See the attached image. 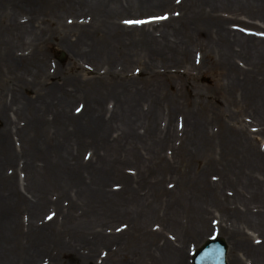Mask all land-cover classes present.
Here are the masks:
<instances>
[{
  "label": "rangeland",
  "instance_id": "rangeland-1",
  "mask_svg": "<svg viewBox=\"0 0 264 264\" xmlns=\"http://www.w3.org/2000/svg\"><path fill=\"white\" fill-rule=\"evenodd\" d=\"M21 1L15 0L17 3H21ZM15 2L13 0L4 2L8 13L6 14L8 18L4 19L6 24L10 25L11 19L12 22L16 20L14 17L18 14L16 11H21L17 10L19 8H14ZM79 7L81 6L75 5L68 9L60 8L59 12L51 16L48 15L42 4H40V12L35 11L33 6L30 8L31 11L23 9V12H29L28 17H30V12L36 15L35 21L39 19L36 24L40 25L37 35L42 32L44 36V41H42L38 49L46 55V71L39 78L40 83H47L48 79H52V75L57 73L59 68L58 75L60 74V78L67 75L66 73H72L70 76L74 79L82 80L85 86L83 91L72 95L75 93L76 88H70L67 84L72 87H75V85L73 83H64L62 80L58 81L60 83L59 88L64 83L67 86L64 91L71 95V99H63V104L67 101H72L71 106H68V112L71 114V111H75L74 116L79 120V122L77 121L78 126L82 128L77 135L73 136L71 133L74 129L73 126H76L75 121L70 120L68 123V118L59 116V119L62 118V125L68 129L67 141H64L61 134L56 135L53 127H50V123L54 122L55 113L48 111L41 118L36 115L38 113L37 110L28 111L25 110L27 107H24V110L20 111L21 113L18 115V112H15L17 106H15L11 98L4 95V99H0L1 103H5L2 107L7 105V108L10 109L9 115H4L0 112V200L4 202V204H0V228L2 229L6 223L12 222L10 231H7L6 234L9 240L7 248L13 249L17 245L18 236L14 233H19L22 230L25 238L27 234L32 238L29 244L33 248L30 249L31 251L26 250L28 253L26 257L29 259L31 257L29 264H85V260L90 255H94L95 259L92 264H127L131 260V258L126 257L121 252L118 253L119 255L113 254L114 250L109 252L112 248L109 249L106 246L97 248L95 237L92 233L86 232L82 237H76V240L79 238L81 241H83V237H86L87 240L84 243L87 247L82 245L83 250L82 247L73 243V241L75 242L74 237L72 239L73 231L67 232L65 230L69 226L75 230L80 227L88 228L85 226L84 214L86 210L90 211V207L94 206L95 202L98 201L96 195L72 192L71 196H66L64 189L62 191L58 186L55 187L53 185L55 188L51 186V184L57 185L54 182H60V180L62 182L72 180L78 172H82L85 179L91 176H104V192L107 196L116 195L122 190L124 185L126 186V182L132 184L133 181H140L142 183L141 189L144 190L141 191L142 194L147 193L151 201L157 198H160V201H164L167 199L163 197L161 187L157 188L156 186L160 184L161 174H164L162 173L163 169H167L170 175L165 189L177 190L176 196H178V199L181 196V201L185 200L183 203L186 206L199 204L203 195L204 197L208 195L210 189L218 191L219 194L223 195V198L228 199V208L230 210L239 207L236 199L239 193L240 196L242 195L248 200L252 198V192L262 191L264 193V116L237 111H221L210 115L198 109L200 101H202L201 104H206L208 102L206 97L217 92L215 88L221 71L224 74L222 69L220 70V68L214 66L212 61L215 58L209 56L207 49L203 47V40L199 39L198 36L194 38L190 34L193 39V47H190L192 57L187 62L184 61L182 54V49L184 50L185 48H159L162 45L159 40H156L158 39L157 35L153 36L152 44L155 53H149L151 44H149L150 41H143V37L140 35L141 28L150 25L154 21L168 20L171 17V10L169 9L151 12L147 11L144 6L136 9L134 13H132V10L127 9L126 14H123L122 17L119 13L113 14L114 19L117 20L116 22L118 24L121 23L120 26L122 27V23H126V21H144L141 24L127 23L126 25L128 28H133L135 32L137 31V33H130L127 39L139 37L140 43L129 47L126 45L125 37L118 38L120 42L119 48L128 47L136 54L134 63L133 61L123 63L124 61H130L127 55H124L123 61L120 59L121 57L119 59L116 57L113 59L114 62L111 63L114 67L118 65L119 68L127 69V72L121 75L122 79L117 81L120 86V94L123 95L122 92L127 94L124 107L127 108V104L132 102L134 97L142 99L145 96L148 97L146 98L147 101H143L142 105L136 108L137 113H139V111L142 112L141 107L143 106L144 112L141 121L144 122V113L152 110V108L156 110L159 105L164 104L163 98L165 96H167V100L169 98L171 100V97L182 94L179 97L180 101L176 100L177 104L175 106V108L181 109L173 111L174 103L172 105L169 102L170 108L173 109L171 111V113L173 112L172 119L168 109L164 110L163 114L160 109V116L156 124V127L159 128L161 126L166 129L173 122L172 125L176 134L172 142L167 143L168 145L165 144L167 146H164L161 142L154 145L153 154L143 151L142 157L135 163L136 160L132 158L133 156L125 151L128 142L125 139L126 137H123L124 133L117 130L114 126L112 130H109L110 128L107 126V123L111 126L110 122H108L109 116H105L108 99L104 100V112H102V115L107 120L104 125L99 113L95 112L96 109L89 103V97L98 96L97 83L100 76L94 73L96 65L92 61L94 60L92 48H100L101 44L99 42L102 41V38L101 35L97 38L89 37L92 32L84 29V27L90 28V25L85 22L89 23L88 19L91 21V17L94 15L83 12V10L78 9ZM93 7L91 5L88 8L92 9ZM12 11H14L13 15L9 16ZM177 15L175 13L174 18H177ZM125 18L129 19L125 20ZM26 21L19 19L18 21L16 20V23L23 25ZM203 23L208 24L207 21ZM56 26L58 29H56ZM228 27L230 31H240L244 35L252 36L256 33L247 24L237 25L230 19H228ZM70 28H75L76 30H71ZM68 32L73 34L71 40L76 50V53L72 55H70V50L59 42L62 37L69 34ZM83 35L88 37L84 38ZM260 38H264V33H260ZM96 51L98 50L96 49ZM20 57L25 58L24 55L17 56V58ZM238 62L240 63V61ZM121 63L123 66L120 65ZM14 64L11 62L9 64V61H5L3 64L0 63V78L2 72L13 69ZM73 65L81 66L86 72H81V67L78 72H72ZM163 65L169 68L164 70L162 68ZM125 77V81H122ZM27 80L34 83L32 76H28ZM241 81L243 82V80ZM52 82H54V79H52L50 84ZM110 83L107 82L103 85L107 88ZM244 83L245 85H250L247 82ZM7 86L12 88L14 84L8 83ZM31 94L29 92L22 94L26 99L25 102L28 101L27 95ZM190 96L193 99V105L188 107L185 99ZM219 97L224 101L223 94L219 95ZM255 102H258L256 97ZM110 103L108 107H112ZM182 104L184 107H182ZM208 105L211 104L208 103ZM231 108L232 110L236 109L235 107ZM83 109H85V113L82 111ZM82 112L83 115L81 114ZM122 113L126 117H131V120L135 117L133 109H122ZM8 117H10V121L7 120ZM119 121H122V119L120 118ZM97 126L102 127V133L105 136V142H99L101 146H97L96 139L91 140L89 138L78 145L72 143V138L85 137L91 128L95 131ZM36 128H39V130ZM193 128H197L200 134H195ZM140 131L141 133L139 134H143V130ZM192 140L196 141V143L190 145L189 141ZM206 146L212 147L210 150L214 154L207 153L206 150L208 148ZM227 146H229V149L225 150H229L231 156L221 158L219 156L220 150ZM161 147L162 149H160ZM232 147L236 148V151L231 149ZM162 150L165 151V156L161 154ZM251 158L252 165L248 163ZM208 164L212 165L211 168L220 170L219 174L212 172L210 175H205L207 178L203 185H200V182L196 181L198 178L196 172L199 167L200 170L208 168ZM238 181L242 183L240 186H236ZM28 186H33L37 191L40 187L44 189L43 195L41 193L38 195L45 198L38 199L41 203L36 209L35 205H33L34 198L27 193L26 189ZM84 186L93 188L91 184ZM149 187L153 191H150ZM149 191L151 192L150 194ZM105 193H101L100 200L103 197L107 198ZM25 197L30 199H23ZM73 200H76L77 203L73 202ZM260 202L264 203V197L260 198ZM176 208L178 217L186 218L188 215L187 208L183 206L182 208ZM250 209L254 214L264 213V207H259L254 202H252ZM30 212L35 217L37 216L36 221L39 226L36 227H45L44 229L29 226L28 221H31ZM217 215L215 213L214 226L201 242L204 243V241L212 237L223 238L228 242L229 249H233L237 239L241 241L238 236L239 231L227 225V223H220ZM16 222H18L17 227ZM217 222L218 224H216ZM236 223H239V221ZM96 225L97 223L95 222L91 228ZM12 226L16 228L14 229ZM122 228H116V233L120 234ZM154 229L159 231V225L155 224ZM249 229L251 230L252 227L249 226ZM51 230L52 232L48 233ZM28 231L30 233H27ZM251 233L255 239V244H261L264 241L261 235ZM25 238H22L24 244ZM60 242H62V247L66 248V252L61 247ZM201 242L200 244H202ZM200 244L187 243L185 264H193V254L200 247ZM71 246L76 247V249L74 250ZM96 248L97 252L95 253L93 249ZM12 254L16 253L9 251L8 254H2L0 264H11L7 259L9 260ZM239 255L241 256L240 253ZM231 256L232 251H229L228 264L232 260ZM244 259L248 260L247 257H244Z\"/></svg>",
  "mask_w": 264,
  "mask_h": 264
},
{
  "label": "bare ground",
  "instance_id": "bare-ground-1",
  "mask_svg": "<svg viewBox=\"0 0 264 264\" xmlns=\"http://www.w3.org/2000/svg\"><path fill=\"white\" fill-rule=\"evenodd\" d=\"M5 1L8 0H0V63L3 64L5 61H9V64L10 62L15 64L13 65V69L6 70L4 73L2 72L0 78V99L3 100L4 95L11 98L12 102L17 106L15 112H18V115L21 113L20 111L24 110V107H27L25 110L28 111L37 110L38 113L36 115L41 118L48 111L55 113L54 122L50 123V127H53L56 135L61 134L64 141H67L66 137L69 134L68 129L62 125V118L59 119V116L68 118V123L70 120L75 121L76 126H73L74 129L71 133L73 136L82 130L78 126V118L74 116L75 111H71V114L68 112V106H71L72 101H67L63 104L64 98L71 99V95L64 91L67 87L64 83H73L75 85V87H72L67 84L70 88H76L75 93L72 95L83 91L85 83L82 80L74 79L70 76L72 73H66L67 75L60 78V74L58 75L59 68L57 73L52 75L54 82L50 84L52 79H48L47 83H40L39 78L46 71V55L38 48L42 41H44V36L42 32L40 35H37L38 30H40V25L36 24L39 20L36 19L35 21L36 15L30 12V17H28L29 12H23V9L31 11L30 8L32 6L35 11L40 12V4L45 7L49 16L55 15V13L60 11V8L68 9L75 5L81 6L78 9L83 10V12L94 15L91 17V21L88 19L89 23L85 22L90 25V28L84 27V29L91 30L92 35L89 37L97 38L101 35L102 41L99 42L101 44L100 48H92L94 51V60L88 58L94 61L96 65L94 67V73L100 75L97 83L98 96L89 97V103L94 106L96 109L95 112L99 113L104 125V123H107V120L102 115V112H104V100L108 99L105 116H109L108 122H110L111 126L108 123L107 126L110 128L109 130H112L114 126L117 130L124 133L123 137H126L125 139L128 142L125 151L133 156L132 158L136 160L135 163L142 157L143 151L153 154L154 145L161 142L164 146H167V143L172 142L176 134L174 126L172 125L173 122L166 129L161 126L158 128L156 124L160 116V109L162 114L164 110L168 109L170 118L172 119L173 112L171 113V111L173 109L170 108L169 102L172 105L174 103L173 111L181 109L175 108V106L177 104L176 100L178 99L180 101L179 97L182 94L171 97V100L170 98L167 100V96H165L163 98L164 104L159 105L156 110L152 108V110L144 113V122L141 121L144 112L143 106L141 107L142 112L139 111V113H137L136 108H139L143 101H147L146 98L148 97L145 96L143 99L134 97L133 101L127 104L128 107H124L126 105L124 101L127 98V94L124 92H122L123 95L120 94V86L117 81L122 79L121 75L126 73L127 69L123 67L119 68L118 65L114 67L111 63L114 62L113 59L116 57L118 59L121 57L120 59L123 61L124 55H127L130 61H124L123 63L132 61L134 63L136 54L128 47L119 48V37H125L124 40L127 41L126 45L129 47L141 41L139 37L127 39L130 33H137V31L135 32L133 28L126 27L127 23L124 22L122 23L123 27L120 26L121 23L118 24L116 22L117 20L113 17L114 13H119L122 17L123 14H126L127 9L132 10V13H134L136 9L144 6L147 11L151 12L163 9L171 10V19L169 18L168 20L158 22L154 21L150 25L143 26L140 35L143 37L144 42L150 41L151 49L149 53L151 54L155 53L152 48L154 35H157L158 39L156 40L161 42L162 46L159 48H185L184 50L182 49V54L186 62L192 57L190 50V47H193L192 37L195 38L198 36L199 39L203 40V47L207 49L210 57L215 58L212 61L214 66L220 68V70L222 69L224 74L221 71L215 88L217 92L214 95L211 94L206 97L208 99L206 104H201L202 101H200L198 109L210 115L217 114L221 111H237L255 114L256 116H264V38H260V33H264V0H22L21 3L13 0L15 2L14 8L21 10L20 12L16 11L18 13L14 16L16 20H27L23 25L18 24V22L16 23V20L12 22V19L10 25L5 23L4 19L8 18L6 16L8 13L4 6ZM91 5L94 7L92 9L88 8ZM13 12L9 16L13 15ZM175 13L178 14L177 18H174ZM228 19L237 25L242 26L247 24L256 33L249 36L244 35L240 31H230ZM205 21L208 24L203 23ZM56 29H58L57 26ZM70 29L76 30L75 28ZM68 33L59 42L62 45L64 44L70 50V55H72L76 53V50L71 40L73 34ZM190 34H192V37ZM83 36L84 38L88 37L86 35ZM96 49L98 51L95 52ZM18 55H24L25 58H17ZM120 65L123 66L122 63ZM80 67L73 65L72 72H78ZM162 68L166 70L169 67L163 65ZM81 72L86 71L81 67ZM28 76H32L34 83L27 80ZM125 79L126 77L122 81H125ZM59 80L64 81V83L62 82L63 86L61 88H59ZM107 82L111 83L105 88L103 84ZM112 82L116 83L113 84ZM244 82L250 85H245ZM8 83H13L14 87H8ZM24 92L32 93L31 95H27V102H25L26 99L22 96ZM221 94H223L224 101L219 97ZM255 97L258 99L257 103L255 102ZM200 100L202 99L200 98ZM185 101L188 107L193 105L191 96L186 97ZM109 103L112 107H108ZM208 103L211 105H208ZM4 104L0 102V112L4 115H9L10 109L7 108V105L2 107ZM182 107H184L183 104ZM231 107H235L236 109L232 110ZM122 109H133L134 119L131 120V117L124 116ZM82 111L84 112L85 109ZM83 112L81 113L82 115ZM97 117L100 118L98 115ZM116 118H118L117 121H115ZM120 118L122 121H119ZM7 120L10 121V117ZM36 129L39 130V128ZM92 129L86 133L85 137L72 138V143L78 145L89 138L91 140L96 139L97 146H101L99 142H105L102 127L97 126L95 131ZM140 130H143V134H139L141 133ZM193 130L195 134H200L197 128H193ZM97 132L99 133L96 134ZM197 139L199 140V138ZM64 141L62 140V142ZM195 143L196 141H189L190 145ZM206 147L208 148L206 150L207 153L214 154L210 150L212 147ZM225 149H229V146L220 150L219 156L221 158L231 156V152ZM231 149L236 151L234 147ZM161 154L166 155L164 150H162ZM248 163L252 165V158L248 160ZM135 166L139 167L138 165ZM207 166L209 167L202 170L199 167V170L196 172L198 176L196 181L200 182V185H203L207 178L205 175H210L212 172L219 174L220 170L211 168V164ZM162 173L164 174H161L160 184L156 187H161L163 197L167 199L164 201H160V198L151 201L147 193L142 194L141 191L144 190L141 189L142 183L140 181H133L132 184L126 182V186L124 185L122 190L116 195L111 194L107 196L104 192V176H91L85 179L82 172H78L68 182H62L60 180V182H54L57 185L51 184L52 187L53 185L55 187L58 186L62 191L64 189L66 196H71L72 192L97 196L98 201L95 202L94 206L90 207V211L86 210L84 214L85 226L88 228L80 227L75 230L69 226L65 229L67 232H70V230L73 231L72 239L74 237L75 240V242L72 240L73 243L80 247L82 245L86 246L84 243L87 240L86 237H83V241L79 238L87 232L94 234L97 248L106 246L109 249L112 248L109 252L114 250L113 254L115 255L121 252V254L131 258L127 264H185L187 243L190 242L191 244L195 243L199 245L205 236H207L208 231L214 226L215 213H217L219 218H216L219 219L220 223H227V225L239 231L238 236L241 241L237 239L233 245L234 248L229 249L230 252L232 251V260H230L229 264H249V262L250 264H264V241L261 244H255V239L251 233H257L264 238V220H262L264 219V213L254 214L250 209L252 202L258 204L259 207H264V203L260 202V198L264 197L262 191L252 192V198L250 200L242 195L240 196V193L238 194L237 192L238 198L236 199L239 207L234 210L228 208V199L223 198V195L214 189H210L208 195L205 197L202 193L203 198L199 204L196 203L195 206L191 204L186 206L183 203L185 200L181 201L182 197L179 196L180 199H178V196H176L177 190L165 189V186L168 185L169 170L163 169ZM87 184H91L93 188L84 186ZM240 184H242L241 181H238L236 186H240ZM196 186L201 188L199 185ZM145 189L148 190L147 188ZM26 190L28 195L34 198L33 205H35L36 209L41 203L38 199L45 198L39 196L40 193L42 195L44 193L43 187H40L37 191L33 186H28ZM149 190L153 191L151 187H149ZM150 191L149 194L151 193ZM101 193H105L107 198L103 197L100 200ZM23 199L29 200L30 198L25 197ZM73 202L77 203L76 200H73ZM0 204H4V202L0 200ZM182 206L187 208L188 215L186 218H179L177 215L176 207L182 208ZM30 217L31 221H28L29 226L37 228L36 226H39L36 221L37 216L35 217L30 212ZM238 221L239 223H236ZM95 222L97 225L93 228L96 229H93L91 227ZM11 224L12 222L6 223L2 229L0 228V259L2 254H8L11 251L16 254H12L9 260L7 259V255L6 259L8 262L10 261L11 264H29L31 257L30 259L26 257L28 255L26 250L33 248L29 244L32 241L29 234L25 238L22 230H18L19 233H14L18 236L17 245L13 249L7 248V242L9 240L6 234L7 231H10ZM155 224L159 225V231H155ZM17 225L18 222H16V227ZM249 226L252 227L251 230ZM16 227L12 226L14 229ZM120 227L123 228L120 234H117L115 229ZM50 232L52 230L48 231V233ZM27 233L30 232L28 231ZM23 237L25 238V244L23 243ZM76 237H79L78 240H76ZM61 243L60 245L62 247ZM202 244H200V247ZM62 248L66 252V248ZM71 248L76 249L74 246H71ZM97 248L93 249L95 253L97 252ZM82 249L84 250L83 247ZM244 257H247L248 260H245ZM76 260L78 261V259ZM94 260V255H90L85 260V264H92Z\"/></svg>",
  "mask_w": 264,
  "mask_h": 264
},
{
  "label": "water",
  "instance_id": "water-1",
  "mask_svg": "<svg viewBox=\"0 0 264 264\" xmlns=\"http://www.w3.org/2000/svg\"><path fill=\"white\" fill-rule=\"evenodd\" d=\"M227 246L223 240L210 242L199 253L195 260V264H226Z\"/></svg>",
  "mask_w": 264,
  "mask_h": 264
},
{
  "label": "snow or ice",
  "instance_id": "snow-or-ice-1",
  "mask_svg": "<svg viewBox=\"0 0 264 264\" xmlns=\"http://www.w3.org/2000/svg\"><path fill=\"white\" fill-rule=\"evenodd\" d=\"M126 23H129V24H141V23H144V21H126Z\"/></svg>",
  "mask_w": 264,
  "mask_h": 264
}]
</instances>
